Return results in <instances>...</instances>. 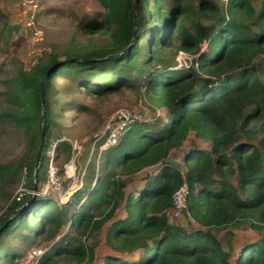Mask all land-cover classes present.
<instances>
[{
	"label": "trees",
	"instance_id": "trees-1",
	"mask_svg": "<svg viewBox=\"0 0 264 264\" xmlns=\"http://www.w3.org/2000/svg\"><path fill=\"white\" fill-rule=\"evenodd\" d=\"M98 1L102 18L78 25L93 37L88 43L72 42L4 80L0 122L19 129L27 145L21 158L0 164V194L8 203L0 208V230L7 225L0 261L15 260L7 240L28 230L26 240L51 243L60 237L39 264H95L97 244L90 240L106 228L118 256H107L104 264H264V0L259 6L258 0ZM6 16L0 9V22ZM3 52L0 43V58ZM181 52L194 58L186 69L177 68ZM125 90L146 96L166 119L128 123L117 143L102 152L106 137L67 203L39 195L49 146L56 144L54 165L61 155L66 162L73 155L72 144L57 134L62 125L53 99L77 91L104 99ZM69 108L87 109L68 101L59 116ZM43 114L39 194L18 199L8 189L23 177L33 190ZM192 134L209 149L193 146L170 162ZM156 167V175L139 179ZM136 179L142 187L135 194L130 187ZM185 186L186 207L175 218L174 196ZM234 230L254 231L257 238L236 253L227 242L226 250L214 231L234 237Z\"/></svg>",
	"mask_w": 264,
	"mask_h": 264
},
{
	"label": "rangeland",
	"instance_id": "rangeland-1",
	"mask_svg": "<svg viewBox=\"0 0 264 264\" xmlns=\"http://www.w3.org/2000/svg\"><path fill=\"white\" fill-rule=\"evenodd\" d=\"M221 5L227 0H218ZM260 0L256 2L259 6ZM0 8L6 11V18L0 22V43L3 55L0 58V105L5 104L3 93L6 91L4 80L13 77L18 69H29L38 63L39 59L50 53H61L63 49L71 46L72 42L88 43L93 37L87 38L80 30L79 23L83 19H101L105 13L104 8L98 0H2ZM193 57L186 53L177 56V68H188L193 62ZM73 101L74 105L83 104L86 110L76 108L65 109L59 116L62 104ZM53 110L56 120L62 125L57 133L63 140L73 146V155L70 162H66L65 155H61L58 163L53 164L56 144L48 148L50 158L48 165V176L43 179L39 193L28 189L26 180L22 177L12 191L18 197V192L23 189L27 195H41L51 197L62 205L67 203L71 196L83 185L82 178L90 161L96 158L97 145L108 135L110 130H117L124 126L120 119L137 116L149 122L165 120V110L156 109L146 96H140L136 91H124L122 94H114L108 98L99 99L84 92H72L63 95V98L53 99ZM106 141V140H105ZM245 143H251L247 140ZM186 147L179 152L173 153L170 162H179L184 153L196 146L209 149L207 142L198 140L194 134ZM26 139L22 132L7 122H0V164L15 161L23 156L26 151ZM101 151L104 147L101 146ZM99 152L97 159L99 160ZM76 167L78 169L76 170ZM159 168H152L143 172L139 179L146 174L156 175ZM81 172V176H80ZM136 179L131 185V193H135L142 186L140 180ZM7 202L0 194V208H6ZM27 205V204H26ZM5 210V209H4ZM3 210V211H4ZM2 212V211H1ZM0 212V213H1ZM122 211L119 217H124ZM186 223V219L178 220ZM68 230V227L65 228ZM24 235H30L28 230L22 231V235L11 236L7 244L15 252L17 257L11 264H39L43 254L57 242H48L42 237L24 239ZM224 248L228 250V244L232 242L235 253L248 241L255 240L257 234L251 230H234V237L229 236L227 231L215 232ZM106 228L90 240L96 243L97 258L95 264H104L107 256H118L106 241ZM142 253L134 255L130 260L142 257ZM0 264H9L5 260Z\"/></svg>",
	"mask_w": 264,
	"mask_h": 264
},
{
	"label": "built area",
	"instance_id": "built-area-1",
	"mask_svg": "<svg viewBox=\"0 0 264 264\" xmlns=\"http://www.w3.org/2000/svg\"><path fill=\"white\" fill-rule=\"evenodd\" d=\"M124 118L126 119H120V121L124 123V126L122 127L119 126L117 130L115 129L110 130V134L108 135L106 142L102 146V148L104 147V150L117 143L122 131L125 129L128 123L138 119L137 116H129V118L127 117ZM188 194H189V189L186 186L176 192L174 196L175 209L173 212V216L175 218H179L181 216L183 209L186 207V199ZM26 195L27 194L25 193V190L21 189L18 192V199H22Z\"/></svg>",
	"mask_w": 264,
	"mask_h": 264
},
{
	"label": "water",
	"instance_id": "water-1",
	"mask_svg": "<svg viewBox=\"0 0 264 264\" xmlns=\"http://www.w3.org/2000/svg\"><path fill=\"white\" fill-rule=\"evenodd\" d=\"M46 77L45 76L42 80V83H41V100H42V104L44 106L45 104V97H44V82L46 80ZM44 116V121H43V124H42V132H41V144L39 146V149H38V152H37V156H36V169H35V174H34V185H33V191L36 192V176H37V172H38V169H39V165H40V160H41V155H42V152H43V148H44V145H45V137H46V131H47V125H46V116L45 114H43ZM35 195H33V198H34ZM11 220V219H10ZM9 220V221H10ZM9 223V222H8ZM7 223V224H8ZM7 225H5L1 230H0V234L6 229Z\"/></svg>",
	"mask_w": 264,
	"mask_h": 264
},
{
	"label": "crops",
	"instance_id": "crops-1",
	"mask_svg": "<svg viewBox=\"0 0 264 264\" xmlns=\"http://www.w3.org/2000/svg\"><path fill=\"white\" fill-rule=\"evenodd\" d=\"M1 9V8H0ZM1 11L4 13V14H6V11H4L3 9H1Z\"/></svg>",
	"mask_w": 264,
	"mask_h": 264
}]
</instances>
